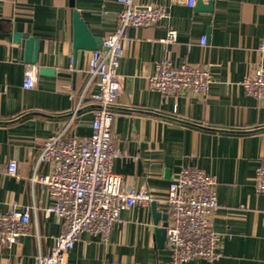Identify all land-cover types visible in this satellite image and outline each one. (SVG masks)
I'll return each instance as SVG.
<instances>
[{"label":"crops","instance_id":"obj_1","mask_svg":"<svg viewBox=\"0 0 264 264\" xmlns=\"http://www.w3.org/2000/svg\"><path fill=\"white\" fill-rule=\"evenodd\" d=\"M209 1L197 7L198 0L195 6L134 0L137 6L168 5L170 15L128 29L119 69L123 90L111 108L112 133L125 155L114 160L113 170L127 185L150 191L163 212L169 185L182 166L214 174L220 205L213 223L221 235L220 256L185 264H264V193L255 189L256 171L264 165V100L248 94L242 84L264 64L259 51L264 0H215L211 11ZM122 8L118 0H0V211L12 203L19 209L31 206L33 228L14 245H0V264H34L39 249L48 252L63 230L45 212L52 202L49 189L32 179L50 172L49 162L38 163L45 140L67 125L70 136L92 134L100 103L90 94L70 122L88 82L92 52L80 49L74 59L73 12L78 10L91 33L104 40L117 28ZM169 28L178 36L165 42ZM16 32L39 39V74L30 89L23 87L27 62L22 42L13 38ZM163 59L208 65L213 74L209 91L164 94L153 89L149 76ZM42 66L55 73H41ZM98 91L97 84L89 87L91 93ZM12 159L18 162L16 176L6 173ZM152 201L124 210L107 239L84 231L67 253V264L167 262L172 252L167 241L158 244L156 228L164 221L155 223Z\"/></svg>","mask_w":264,"mask_h":264},{"label":"built area","instance_id":"obj_2","mask_svg":"<svg viewBox=\"0 0 264 264\" xmlns=\"http://www.w3.org/2000/svg\"><path fill=\"white\" fill-rule=\"evenodd\" d=\"M118 1L123 4L118 26L104 39L102 49L91 52L88 82L75 100L70 120L75 119L90 94L100 103L94 112L92 134L83 139L70 136L67 125L45 140L39 154L38 163L49 162L51 169L48 174L34 175L32 179L49 189L52 202L45 212L54 215L63 230L48 252L39 249L34 264H67V253L84 231L101 234L107 239L124 210L148 204L154 198L144 188L127 185L124 176L113 170L114 160L125 154L118 148L112 133L114 116L110 106L123 90L119 69L125 55L124 42L129 39V27L157 24L169 17L170 6H137L134 0ZM175 1L195 6L197 0ZM177 36V30L169 28L163 41H174ZM200 42L205 44L207 38L203 36ZM259 51L264 63V40ZM38 74V64L27 63L23 87L33 88ZM212 82L213 74L205 63L175 65L167 59L156 62L155 73L149 76L150 86L164 94L187 91L203 94L209 91ZM92 84H97V93L89 92ZM242 84L248 94L264 100V64L249 73ZM6 173L17 175L16 159L9 162ZM217 183L214 174L192 164L182 166L173 177L165 200L169 213L167 244L172 254L163 264H185L194 258L211 261L220 256L221 235L213 223V214L220 205ZM255 189L264 193V165L256 171ZM31 212V206L19 209L17 203H12L7 211H0V245L12 246L20 237L32 233ZM36 233L39 236V232Z\"/></svg>","mask_w":264,"mask_h":264},{"label":"water","instance_id":"obj_3","mask_svg":"<svg viewBox=\"0 0 264 264\" xmlns=\"http://www.w3.org/2000/svg\"><path fill=\"white\" fill-rule=\"evenodd\" d=\"M215 0H210L206 6L208 10H213ZM197 7H203V0H198ZM73 25H74V59L77 57V53L80 49L83 50H97L103 48V39L94 36L89 28V24L81 16L78 10L73 12ZM14 40L22 42L24 46V56L27 63L35 64L39 61V39L29 36L22 32H16L13 34ZM41 73L54 74L55 70L50 67L42 66L40 68ZM100 107V105H98ZM113 106H110V109ZM152 210L154 221L156 224L163 219V224L156 228L157 240L160 247H163L167 241V226L169 223V213L163 212L158 209L156 201H152Z\"/></svg>","mask_w":264,"mask_h":264}]
</instances>
